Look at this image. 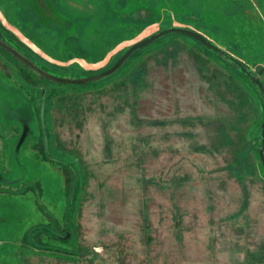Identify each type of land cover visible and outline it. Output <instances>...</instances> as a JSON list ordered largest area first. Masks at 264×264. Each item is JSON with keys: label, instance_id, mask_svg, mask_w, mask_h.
I'll list each match as a JSON object with an SVG mask.
<instances>
[{"label": "rangeland", "instance_id": "rangeland-1", "mask_svg": "<svg viewBox=\"0 0 264 264\" xmlns=\"http://www.w3.org/2000/svg\"><path fill=\"white\" fill-rule=\"evenodd\" d=\"M172 25L264 88V0H0V264H229L264 241L263 93L227 56L165 34L63 84L2 43L82 78Z\"/></svg>", "mask_w": 264, "mask_h": 264}, {"label": "water", "instance_id": "water-1", "mask_svg": "<svg viewBox=\"0 0 264 264\" xmlns=\"http://www.w3.org/2000/svg\"><path fill=\"white\" fill-rule=\"evenodd\" d=\"M173 32H180V34H184V35L187 34V35L193 37L194 40L204 44V46H206L209 50L220 53V55H223L225 57L227 56V58L230 59L231 61H233L234 64L238 68H241V70L247 75V77H249L252 81H255V83L261 89V93H263L262 98H263V102H264V88H263V86L261 84V80H259L258 76L252 74L249 71V69L241 61L236 60L233 55H230L229 53L224 52L215 43H213V42L211 43L209 40H207L203 34H201L200 32L198 33L196 30H193L192 28H189V27H180L178 25H172L170 27H167V26L162 27L156 33H151V34L147 35L145 38L139 39V40L133 42V44H131L129 48H126L121 53V55L119 56L117 61H114L110 66H108L107 69H105L103 71L101 70L99 72H96L94 75H91V76L88 75V76L82 77V78H77V77H69L68 78V77H64L63 75L51 74L50 72L45 71L43 69L41 70V69L37 68L36 63H34L30 59L23 56V54L20 53L17 49L10 47L4 41H2V43L4 46H6L8 48V50L10 51V53L13 56L20 58L24 64H28V66L35 67L41 76H46L48 79H50V81L62 82L63 84H69V83L82 84V83L87 82L88 80L95 81V80L100 79L102 77L103 78L107 77L108 75L112 74L114 71L116 72L121 67L122 63L124 61H126L127 58H129L130 55L135 50H137L140 47L147 46L148 43H150L152 41H156L157 39H159L161 36H163L165 34L168 35V34H171ZM260 128H261V130H260L261 141H260V148H259V157L262 160L261 161L262 165L264 166V122H261Z\"/></svg>", "mask_w": 264, "mask_h": 264}, {"label": "crops", "instance_id": "crops-1", "mask_svg": "<svg viewBox=\"0 0 264 264\" xmlns=\"http://www.w3.org/2000/svg\"><path fill=\"white\" fill-rule=\"evenodd\" d=\"M239 226L243 227L244 225L241 224ZM257 244H259V246L253 244V241H236L235 243H226V245H224L226 246V248H228L227 250L230 255L228 256L229 259L227 257H225V259L227 260V262H229V264H264V241H260ZM194 245H196V241H194L193 243H188V247H194ZM200 245H202L201 241L197 242V246L200 247ZM207 245H209V243L204 244L205 247H207ZM211 258L215 259L214 256H206V258H201L199 256L193 259H188V262L195 263V261H201V263H204L214 260ZM214 261L216 262V260Z\"/></svg>", "mask_w": 264, "mask_h": 264}, {"label": "trees", "instance_id": "trees-1", "mask_svg": "<svg viewBox=\"0 0 264 264\" xmlns=\"http://www.w3.org/2000/svg\"><path fill=\"white\" fill-rule=\"evenodd\" d=\"M173 33H177V34L179 33V34H180V32H173ZM173 33H171V34H173ZM168 35H169V34H168ZM180 35H181V36H184V37L189 36V35H187V34H186V35H184V34H180ZM190 37H191V36H190ZM192 38H193V37H192ZM43 77H44V76H42V78H43ZM44 78H45V77H44Z\"/></svg>", "mask_w": 264, "mask_h": 264}]
</instances>
